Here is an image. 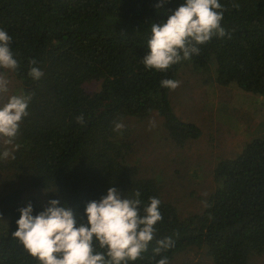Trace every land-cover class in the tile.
Segmentation results:
<instances>
[{
	"label": "trees",
	"instance_id": "16d2710c",
	"mask_svg": "<svg viewBox=\"0 0 264 264\" xmlns=\"http://www.w3.org/2000/svg\"><path fill=\"white\" fill-rule=\"evenodd\" d=\"M158 2L0 0V29L12 38L20 65L10 74L21 93L32 96L14 141L15 159L0 160V264H40L13 235L19 209L31 203L35 216L55 199L86 223V204L109 187L125 198L139 191L144 205L150 197L161 201L156 237L130 264H157L164 257L170 264L190 249L204 251L211 264H253L264 257V139L218 161L203 211L181 218L162 199L157 179L143 177L130 160V128L114 130L115 123L156 113L176 147L197 139L199 129L175 116L169 89L161 86L163 79L176 80L185 65L212 72L219 86L264 98V0H219L226 35L214 36L198 55L167 72L146 70L142 59L151 24L164 23L184 0H169L163 9ZM33 66L44 73L39 81L28 75ZM93 81L100 90L89 94L84 84ZM4 147L0 143V151ZM166 237L174 246L154 255L156 240Z\"/></svg>",
	"mask_w": 264,
	"mask_h": 264
},
{
	"label": "clouds",
	"instance_id": "9594fccd",
	"mask_svg": "<svg viewBox=\"0 0 264 264\" xmlns=\"http://www.w3.org/2000/svg\"><path fill=\"white\" fill-rule=\"evenodd\" d=\"M168 2L159 0L155 7L163 9ZM222 18L219 0H184L164 23L151 24L148 54L142 59L145 69L167 72L173 65L198 55L200 46L214 36L226 35ZM11 40L0 29V143L5 146L0 151V160L15 159L13 153L19 146L14 141L32 99L31 94L9 95L10 80L6 73H14L20 67L10 49ZM28 75L39 81L44 73L33 66ZM161 86L175 90L180 82L163 79ZM77 122L83 125L84 117H77ZM122 128L123 124L115 123L114 130ZM140 195L136 191L134 198H125L115 187H109L99 201L86 204L83 213L86 223H81L78 214L67 205L58 206V200L48 201V206L35 216L29 203L19 209L13 235L40 264H130L148 250L156 237L155 225L163 218L161 201L150 197L144 205ZM174 243L171 237L156 240L153 254L169 250ZM157 264H168V259L161 258Z\"/></svg>",
	"mask_w": 264,
	"mask_h": 264
},
{
	"label": "rangeland",
	"instance_id": "374dc122",
	"mask_svg": "<svg viewBox=\"0 0 264 264\" xmlns=\"http://www.w3.org/2000/svg\"><path fill=\"white\" fill-rule=\"evenodd\" d=\"M9 95L21 94L10 73ZM180 86L169 90L175 116L200 131L195 140L181 148L168 141L162 120L156 113L143 120L129 119L134 143L131 161L140 174L157 179L162 199L172 204L181 218L201 213L214 190L213 170L218 161L232 159L254 139H264V98L234 85L219 86L214 74L194 72L185 65L177 73ZM100 82L84 84L89 94L100 90ZM2 103V102H0ZM170 264H211L204 251L190 249ZM253 264H264V257Z\"/></svg>",
	"mask_w": 264,
	"mask_h": 264
}]
</instances>
